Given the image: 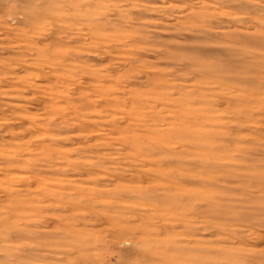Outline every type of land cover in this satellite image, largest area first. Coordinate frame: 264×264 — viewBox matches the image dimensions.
<instances>
[{
  "label": "rangeland",
  "instance_id": "1",
  "mask_svg": "<svg viewBox=\"0 0 264 264\" xmlns=\"http://www.w3.org/2000/svg\"><path fill=\"white\" fill-rule=\"evenodd\" d=\"M0 264H264V0H0Z\"/></svg>",
  "mask_w": 264,
  "mask_h": 264
},
{
  "label": "bare ground",
  "instance_id": "2",
  "mask_svg": "<svg viewBox=\"0 0 264 264\" xmlns=\"http://www.w3.org/2000/svg\"><path fill=\"white\" fill-rule=\"evenodd\" d=\"M92 6V5H91ZM81 10V9H80ZM122 53V52H121ZM105 81V80H104ZM99 85V84H98ZM91 105V104H90Z\"/></svg>",
  "mask_w": 264,
  "mask_h": 264
}]
</instances>
